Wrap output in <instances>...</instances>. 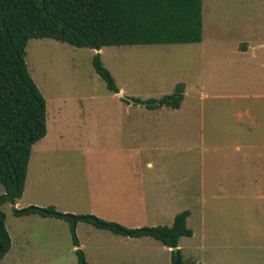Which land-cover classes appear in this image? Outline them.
Instances as JSON below:
<instances>
[{
    "label": "rangeland",
    "instance_id": "1",
    "mask_svg": "<svg viewBox=\"0 0 264 264\" xmlns=\"http://www.w3.org/2000/svg\"><path fill=\"white\" fill-rule=\"evenodd\" d=\"M95 53L122 97L95 72ZM24 60L46 134L18 205H1L11 245L0 264H80L78 249L84 264H175L154 238L82 220L74 246L68 221L13 213L27 206L126 228L170 226L188 210L181 264H264V0H202L198 43L97 51L32 38ZM179 82L178 109L129 101L158 100Z\"/></svg>",
    "mask_w": 264,
    "mask_h": 264
},
{
    "label": "trees",
    "instance_id": "2",
    "mask_svg": "<svg viewBox=\"0 0 264 264\" xmlns=\"http://www.w3.org/2000/svg\"><path fill=\"white\" fill-rule=\"evenodd\" d=\"M32 38H50L97 51L105 46L198 43L202 39V0H0V184L4 187L0 194V260L11 245L1 205H15L21 198L32 146L46 134L45 101L24 60L27 42ZM92 66L108 90L118 93L99 53L92 57ZM184 89L183 82L177 83L157 105L153 104L156 99L132 100L135 104L147 103L149 109H178ZM13 213L68 221L72 243L77 247L78 220L125 237H151L172 248V262L178 240L192 235L187 226L188 210L177 213L170 226L139 228H126L90 215L72 220L52 206H27ZM76 253L84 264L81 250Z\"/></svg>",
    "mask_w": 264,
    "mask_h": 264
},
{
    "label": "water",
    "instance_id": "3",
    "mask_svg": "<svg viewBox=\"0 0 264 264\" xmlns=\"http://www.w3.org/2000/svg\"><path fill=\"white\" fill-rule=\"evenodd\" d=\"M118 94H119V96L122 97V94L121 93H118ZM160 99L161 98H159L158 100L154 101L153 104L154 105H157L159 103ZM129 101L132 102V103H134V101H132V100H129ZM146 104L147 103H142L141 105H144L145 106ZM14 209H16V208L14 207ZM64 215L67 216V217H69V218H71L72 220H75L76 217H77L76 215L69 214V213H65ZM173 253H174V257H175L174 263L175 264H181L180 256H179V253H178V249L177 248H173Z\"/></svg>",
    "mask_w": 264,
    "mask_h": 264
},
{
    "label": "crops",
    "instance_id": "4",
    "mask_svg": "<svg viewBox=\"0 0 264 264\" xmlns=\"http://www.w3.org/2000/svg\"><path fill=\"white\" fill-rule=\"evenodd\" d=\"M135 104V103H134ZM18 205V202H16L15 203V206H17ZM41 217H43V216H41ZM52 218H55V219H62V218H56V217H52ZM167 249H169V247H167Z\"/></svg>",
    "mask_w": 264,
    "mask_h": 264
}]
</instances>
